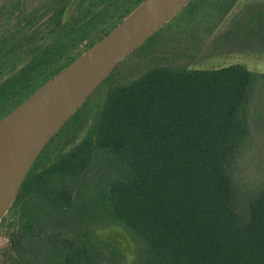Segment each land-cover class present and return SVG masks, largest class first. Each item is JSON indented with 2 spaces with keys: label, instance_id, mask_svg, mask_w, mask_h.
Instances as JSON below:
<instances>
[{
  "label": "trees",
  "instance_id": "1",
  "mask_svg": "<svg viewBox=\"0 0 264 264\" xmlns=\"http://www.w3.org/2000/svg\"><path fill=\"white\" fill-rule=\"evenodd\" d=\"M143 1L3 0L0 119ZM237 1L191 0L50 139L0 221L4 264H115L98 221L133 235L137 264H264V184L243 203L229 173L257 73L178 61ZM129 57L151 64L119 81Z\"/></svg>",
  "mask_w": 264,
  "mask_h": 264
},
{
  "label": "water",
  "instance_id": "2",
  "mask_svg": "<svg viewBox=\"0 0 264 264\" xmlns=\"http://www.w3.org/2000/svg\"><path fill=\"white\" fill-rule=\"evenodd\" d=\"M191 0H144L119 24L0 119V221L50 139L116 65Z\"/></svg>",
  "mask_w": 264,
  "mask_h": 264
},
{
  "label": "rangeland",
  "instance_id": "3",
  "mask_svg": "<svg viewBox=\"0 0 264 264\" xmlns=\"http://www.w3.org/2000/svg\"><path fill=\"white\" fill-rule=\"evenodd\" d=\"M74 4L75 1L65 18L71 15ZM199 20L197 17V22ZM191 53L190 57L180 58L179 63L189 68L242 63L257 73L245 108L249 131L229 163L236 195L244 203L264 184V0H238ZM140 60L129 57L124 62L119 81L137 76L151 64ZM92 227L102 240L115 247V264H137L140 244L127 229L110 221H98ZM8 250V236L0 227V264H4V254Z\"/></svg>",
  "mask_w": 264,
  "mask_h": 264
}]
</instances>
